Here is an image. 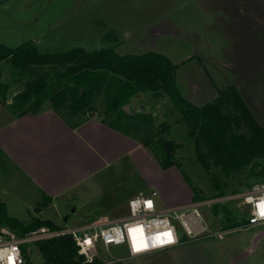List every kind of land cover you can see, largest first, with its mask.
I'll use <instances>...</instances> for the list:
<instances>
[{"label": "rangeland", "instance_id": "rangeland-1", "mask_svg": "<svg viewBox=\"0 0 264 264\" xmlns=\"http://www.w3.org/2000/svg\"><path fill=\"white\" fill-rule=\"evenodd\" d=\"M145 1L0 0V43L14 47L25 40H31L40 50L48 52L65 51L74 46H82L87 50L112 47L119 54H139L147 50L160 52L176 64L175 80L187 100L202 105L212 101L219 90L234 86L254 118L264 124V0H194L189 3L182 1L179 12L167 13V17L176 21V26L168 31L171 32V38H153L143 43L146 34L144 27H147L152 19L147 14L137 13L148 3ZM129 4L130 13L127 14L126 8ZM157 5L161 7L156 8L157 11L164 8V5L171 6L167 0L165 4L160 2ZM72 6L87 8H79V12L75 14L63 12ZM98 9H101V14H98ZM121 10L126 14L121 13ZM157 16L162 17L161 14ZM163 21L165 20L154 24L158 25ZM94 22L101 23L95 27L103 30L102 36L107 31H115L116 39L104 36L94 38ZM178 26L180 27L177 28ZM121 28H126L123 34L128 32L132 38L123 37L121 34L119 36ZM118 40L121 44H113ZM13 74L10 64L6 60H0V81H12ZM20 75V72H15V76ZM10 86H13V89L21 88L18 83H11ZM11 92L10 88L8 94ZM138 98L142 100H133L134 108L153 116L154 131L163 129L164 121L169 124V131L159 132L158 135L162 134L166 140L175 142L172 154L180 167H160L161 170L157 168L155 171L151 162L144 160L141 169L135 170L132 166H123L120 161L90 175L77 185L71 199L65 200L56 212L51 205L36 209L37 193H34L28 180L16 173L14 167L0 154V199L4 201L8 215L24 223H28L33 217L58 223L59 214H62L67 218L68 225H79L92 217L122 216L128 214L127 200L130 193L139 187L147 193L155 190L156 195L153 198L159 207L168 203L191 202L193 193L190 185L184 180L182 170L206 197L214 196L216 189L196 160L195 143L187 138L186 125L180 121L179 113L173 108L172 102L164 96L151 97L147 93H141ZM93 106L96 107L93 115L104 116L102 92L96 95ZM5 110L0 107L1 120L5 119ZM131 130L136 133L133 127ZM158 135L154 137L152 146ZM151 150L149 148L154 160L158 161V156L153 154L158 151L156 148L153 152ZM260 161L264 165V160ZM249 167L250 165H247L229 177L222 176V181L226 182L225 193L246 189L243 182ZM146 168L152 178L151 185L140 179L139 172L142 169L145 171ZM218 169L215 171L218 172ZM259 180L264 178L248 179L250 183ZM226 207L235 216L244 214L238 212L233 202L227 203ZM197 208L201 216L200 222L208 225L205 232L191 238L184 236V240L173 247L136 257H125V245H111L108 247L110 256L125 258L101 264L235 263L236 255L250 247L256 232L251 233L250 227L240 233L241 229H235L233 226L223 232V239H219L218 232L226 230L223 229L227 224L223 213L227 211L221 209L213 217L210 206L197 205ZM171 222L181 230L177 219H172ZM225 238L231 239L227 243ZM263 244L264 238L257 242L251 253L239 259L237 264H264ZM24 247L29 252L32 250L33 264L42 263L33 243ZM99 253L103 257L108 255L103 247L99 248Z\"/></svg>", "mask_w": 264, "mask_h": 264}, {"label": "trees", "instance_id": "trees-1", "mask_svg": "<svg viewBox=\"0 0 264 264\" xmlns=\"http://www.w3.org/2000/svg\"><path fill=\"white\" fill-rule=\"evenodd\" d=\"M0 60H6L14 72L12 81H0V102L6 101L11 83H18L21 88L13 95L9 107L19 115L38 113L49 103L54 110L72 117L89 111L93 114L96 108L93 102L102 92L103 120L108 126L127 134L133 127L134 136L143 145L150 150L156 148L158 155L151 151L158 156L161 168L180 167L173 154L165 157L162 142L166 138L158 135L159 132H168L169 124L164 121L163 129L154 131L150 113L130 115L122 109L139 93L164 96L172 102L180 121L186 125L187 138L195 143V158L216 189L215 195L225 193L226 182L222 181V176L229 177L247 165L250 167L243 182L246 188L252 184L249 178H264V165L260 161L264 160V124L254 118L238 90L228 86L219 90L212 101L196 105L187 100L177 86L176 64L160 52L119 54L112 47L87 50L82 46L48 52L40 50L31 40H25L14 47L0 43ZM15 72L21 75L17 77ZM217 168L218 172L215 171ZM181 172L190 185L192 201L206 198L192 184L189 175L184 170ZM45 205L46 202L41 201L36 209ZM212 209L215 215L221 211L217 206ZM223 214L230 221L228 215ZM40 225L59 228L49 219L36 217L24 223L8 215L5 203L0 199V227L7 226L22 234ZM233 226L230 221L224 229ZM183 240L184 236H181L180 241ZM34 245L41 264H83V257L68 234L39 240ZM31 252L23 247L26 264H33Z\"/></svg>", "mask_w": 264, "mask_h": 264}, {"label": "crops", "instance_id": "crops-1", "mask_svg": "<svg viewBox=\"0 0 264 264\" xmlns=\"http://www.w3.org/2000/svg\"><path fill=\"white\" fill-rule=\"evenodd\" d=\"M127 1L129 2V0ZM167 1L171 6L165 7L164 5V8L157 11L156 8L160 7L157 4H160V2L165 4L166 0H146L145 2L148 3L144 4L140 11L137 12L152 17L149 25L144 27L146 34L143 43L153 38L160 40L171 38V32L168 31L176 26V21L167 17V13L179 12L183 5L182 1L187 3L190 1L194 2V0ZM89 3L90 1L88 4ZM82 7L85 9L87 8V6H81L79 8ZM79 8L72 6V8L68 7L63 12L75 14L79 12ZM129 10L130 4L129 7L126 8L127 14L130 13ZM126 12L121 10V13L126 14ZM101 13V9H98V14ZM160 14L162 17L159 18L157 15ZM97 20L98 19H94V21ZM161 20L165 21L158 25L154 24ZM100 24L101 23L98 22L93 23L92 32H94V38L104 36L109 39H116L117 35H115V31H107L102 36L103 30L95 27ZM179 27L180 26L177 28ZM125 30L126 28H121V31L119 30V36L121 34L123 37L132 38L128 32L125 35L123 34ZM137 32L138 31H134V33ZM113 44L119 45L121 43L120 40H118L113 42ZM10 88L12 92L9 95ZM9 89L7 91L6 101L0 102V107L6 109L3 113L5 119H2L3 122L0 119V154L14 167L16 173L21 174L28 180L34 193H37V205L41 201H44L46 205L53 206L57 212L65 200L71 199L73 190L77 185L90 175L107 167H111L120 161L123 166H132L135 170L137 168L141 169L142 161L144 160L146 162H151L155 171L157 168L160 169L158 161L156 159L154 160L149 148L143 145L134 136V132L131 128H129L127 134L124 131L108 126L103 120V116L90 114L89 111L72 117L54 110L50 104H47L44 109L38 113L27 112L23 115H19L9 107L13 95L19 91V88L13 89V86H10ZM140 94L141 93L135 95L130 100L133 114L135 112H142L140 109L134 108L135 103L133 102V100H142V98H138ZM139 175L142 181L148 185L152 184V178L147 168L145 171L142 169ZM141 191L144 192L141 187L136 188L130 193L128 199ZM185 203L188 202L168 203L159 208L164 209L168 205ZM43 207L45 208V206ZM218 208L226 211L222 207ZM226 213L230 218L229 220L234 224V220L231 218L230 214L228 212ZM214 216L213 213V217ZM65 218L64 215L59 214L58 221H60V219L66 221L67 218ZM225 220L228 224L229 221L226 218ZM243 221L244 219L241 220V224H243ZM227 224L224 227H226ZM235 229L240 228L236 227ZM248 229L249 228L241 229L240 233ZM251 229L252 231L250 232H256V235L250 247L243 253L236 255L237 261L235 263L227 261L225 264H237L239 259L251 253V250L255 248L257 242L264 238V225H257L251 227ZM237 237L238 236H236V238ZM229 239L231 238H225L224 240L228 243ZM262 247L264 248V244Z\"/></svg>", "mask_w": 264, "mask_h": 264}, {"label": "built area", "instance_id": "built-area-1", "mask_svg": "<svg viewBox=\"0 0 264 264\" xmlns=\"http://www.w3.org/2000/svg\"><path fill=\"white\" fill-rule=\"evenodd\" d=\"M156 191L138 192L127 200L128 214L90 218L79 225H68L60 219L59 228L51 229L40 225L22 234L7 226L0 227V264H26L23 247L36 241L68 234L72 237L78 253L83 257V264H101V262L121 261L125 257H136L177 245L181 232L188 238L201 234L208 229L200 222L197 205L218 206L224 208L234 220L237 228L245 229L264 225V180L253 182L242 190L214 195L185 204L168 205L161 209L157 206ZM233 202L238 212L233 215L226 207ZM179 221L181 230L171 222ZM244 219L243 224L241 220ZM63 226H62V224ZM224 230L217 237L223 239ZM168 235H165V234ZM125 245V257H113L108 254V247ZM108 254L103 257L99 248Z\"/></svg>", "mask_w": 264, "mask_h": 264}, {"label": "water", "instance_id": "water-1", "mask_svg": "<svg viewBox=\"0 0 264 264\" xmlns=\"http://www.w3.org/2000/svg\"><path fill=\"white\" fill-rule=\"evenodd\" d=\"M122 109L124 110V112H126L127 114H130L132 115L133 114V111L131 109V105H130V102L128 103H125L123 106H122ZM162 145H163V148H164V151H165V157L168 158L170 155H172L173 151H174V145H173V142L172 140L168 139V140H165L162 142ZM66 219V218H65ZM64 219V220H65Z\"/></svg>", "mask_w": 264, "mask_h": 264}, {"label": "snow or ice", "instance_id": "snow-or-ice-1", "mask_svg": "<svg viewBox=\"0 0 264 264\" xmlns=\"http://www.w3.org/2000/svg\"><path fill=\"white\" fill-rule=\"evenodd\" d=\"M165 235H168L167 233Z\"/></svg>", "mask_w": 264, "mask_h": 264}]
</instances>
